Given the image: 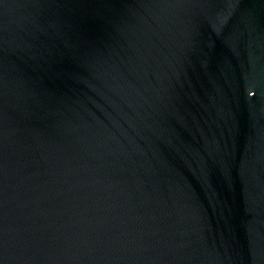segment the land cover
<instances>
[{"label": "water", "instance_id": "1", "mask_svg": "<svg viewBox=\"0 0 264 264\" xmlns=\"http://www.w3.org/2000/svg\"><path fill=\"white\" fill-rule=\"evenodd\" d=\"M0 264H264V0H0Z\"/></svg>", "mask_w": 264, "mask_h": 264}]
</instances>
